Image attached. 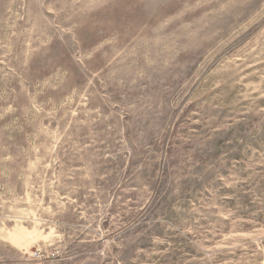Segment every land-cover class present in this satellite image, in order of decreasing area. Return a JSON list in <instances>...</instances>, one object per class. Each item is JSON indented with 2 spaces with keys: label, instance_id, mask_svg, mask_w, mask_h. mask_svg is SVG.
<instances>
[{
  "label": "rangeland",
  "instance_id": "1",
  "mask_svg": "<svg viewBox=\"0 0 264 264\" xmlns=\"http://www.w3.org/2000/svg\"><path fill=\"white\" fill-rule=\"evenodd\" d=\"M0 264H264V0H0Z\"/></svg>",
  "mask_w": 264,
  "mask_h": 264
}]
</instances>
